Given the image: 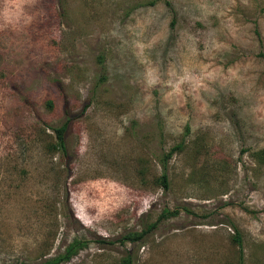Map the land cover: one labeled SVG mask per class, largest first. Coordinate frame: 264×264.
Here are the masks:
<instances>
[{
    "label": "rangeland",
    "instance_id": "1",
    "mask_svg": "<svg viewBox=\"0 0 264 264\" xmlns=\"http://www.w3.org/2000/svg\"><path fill=\"white\" fill-rule=\"evenodd\" d=\"M262 150L264 0H0V264H264Z\"/></svg>",
    "mask_w": 264,
    "mask_h": 264
},
{
    "label": "trees",
    "instance_id": "2",
    "mask_svg": "<svg viewBox=\"0 0 264 264\" xmlns=\"http://www.w3.org/2000/svg\"><path fill=\"white\" fill-rule=\"evenodd\" d=\"M167 5L172 9V3L170 1H167ZM67 127H68V121L65 122L63 125H61L60 127L56 128L57 138H58L57 148L61 150L64 153V155L67 154V145H66V139H65ZM182 149H183V144L176 145L175 147L171 148V150L166 154V158L167 159L171 158L175 151H179ZM255 155H256V158L264 162V150L257 152ZM160 183L165 189L169 188L170 182H169V177L166 172H164L161 175ZM167 213H174V212L167 211ZM167 213H165L164 215H167ZM235 240L238 242L240 246L241 253H243V243H242L241 237L238 235L236 236ZM78 247H79V242L73 243L69 245L66 251L60 254L58 257L49 259L40 264H60L62 261L69 259L74 253H76L78 251ZM123 263L133 264L130 256L124 258Z\"/></svg>",
    "mask_w": 264,
    "mask_h": 264
}]
</instances>
